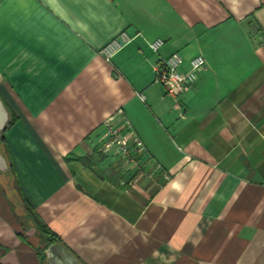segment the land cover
<instances>
[{"label": "crops", "instance_id": "0c3cea01", "mask_svg": "<svg viewBox=\"0 0 264 264\" xmlns=\"http://www.w3.org/2000/svg\"><path fill=\"white\" fill-rule=\"evenodd\" d=\"M176 52L206 59L179 100L155 83ZM0 99V264L55 243L81 264H264V0H0ZM124 119L130 164L100 144Z\"/></svg>", "mask_w": 264, "mask_h": 264}, {"label": "built area", "instance_id": "2783aa9c", "mask_svg": "<svg viewBox=\"0 0 264 264\" xmlns=\"http://www.w3.org/2000/svg\"><path fill=\"white\" fill-rule=\"evenodd\" d=\"M133 37L126 32H122L104 46L99 54L107 61L111 62L122 49L133 43ZM163 39H155L148 42L150 49L154 53H159L165 46ZM185 60L183 56L176 52L162 59L155 67V83L163 86L166 94L176 100L181 99L184 94L189 93L194 87L198 75L206 67V59L202 55H196L189 61L188 70L184 71ZM139 97L145 100L143 94ZM126 133L123 134L119 129L106 124V131L100 137L101 150L109 152L114 150L115 155L120 158L122 164H130L136 161L137 155L145 152L144 144L135 136L130 123L124 119ZM134 146V151L132 148Z\"/></svg>", "mask_w": 264, "mask_h": 264}, {"label": "water", "instance_id": "95a60500", "mask_svg": "<svg viewBox=\"0 0 264 264\" xmlns=\"http://www.w3.org/2000/svg\"><path fill=\"white\" fill-rule=\"evenodd\" d=\"M0 99V140L2 133L5 131L9 122L8 111ZM1 143V141H0ZM7 161L1 154L0 149V172L6 173L9 171ZM48 264H81L78 259L72 255L64 246L59 243L52 244L47 250Z\"/></svg>", "mask_w": 264, "mask_h": 264}, {"label": "trees", "instance_id": "16d2710c", "mask_svg": "<svg viewBox=\"0 0 264 264\" xmlns=\"http://www.w3.org/2000/svg\"><path fill=\"white\" fill-rule=\"evenodd\" d=\"M5 105V104H4ZM6 107V109H7V111H8V114H9V122H8V124H7V126H6V129H5V131L2 133V136H1V143H0V145L4 142L3 140H4V136H5V133L8 131V129L10 128V127H12L14 124H15V122H16V117L14 116V115H12L13 113L10 111V110H8V108H7V106H5ZM38 230H40V232L42 233V234H50V231L49 230H47L46 229V227H39L38 228ZM56 239H54V236H52V239L51 240H49V242H47L48 243V245H51L54 241H55Z\"/></svg>", "mask_w": 264, "mask_h": 264}]
</instances>
